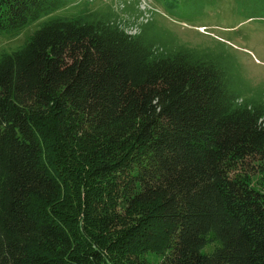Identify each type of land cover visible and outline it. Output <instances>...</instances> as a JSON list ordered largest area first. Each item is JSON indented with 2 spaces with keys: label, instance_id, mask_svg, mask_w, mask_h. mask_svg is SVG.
Returning <instances> with one entry per match:
<instances>
[{
  "label": "trees",
  "instance_id": "trees-1",
  "mask_svg": "<svg viewBox=\"0 0 264 264\" xmlns=\"http://www.w3.org/2000/svg\"><path fill=\"white\" fill-rule=\"evenodd\" d=\"M120 19L0 0V35L41 22L0 52V264H264V98L222 38Z\"/></svg>",
  "mask_w": 264,
  "mask_h": 264
},
{
  "label": "rangeland",
  "instance_id": "rangeland-1",
  "mask_svg": "<svg viewBox=\"0 0 264 264\" xmlns=\"http://www.w3.org/2000/svg\"><path fill=\"white\" fill-rule=\"evenodd\" d=\"M124 2L89 0L93 9L112 3L113 9L119 15ZM179 2L181 10L193 12L199 15L200 19L186 21L175 18L164 8L170 4L169 0H147L148 6L156 13L161 25L177 34L182 41L196 46L210 44L211 38L217 40L222 38L237 63L233 68L237 70L242 82V85L236 88L238 93L264 98V0H179ZM40 23L29 25L16 36L0 35V52L11 51L22 45L26 38L37 30ZM261 163L252 161L246 165L248 170L254 172L260 169ZM212 248L213 246H208L203 252L209 253Z\"/></svg>",
  "mask_w": 264,
  "mask_h": 264
},
{
  "label": "clouds",
  "instance_id": "clouds-1",
  "mask_svg": "<svg viewBox=\"0 0 264 264\" xmlns=\"http://www.w3.org/2000/svg\"><path fill=\"white\" fill-rule=\"evenodd\" d=\"M83 1L86 2V0H83ZM124 1H126V0H124ZM111 6H112V3H111ZM137 8H138L137 13H133V19L137 18V19H139V21L132 22V26L129 29H126L125 32L128 33L129 35H138L140 33V31H141V28H142V25H141L142 21L145 19V15H142V13H141L143 11V9L140 6H138V5H137ZM130 19H131V17L123 16L121 14V19H120L121 22H125V21L128 20V22L130 23Z\"/></svg>",
  "mask_w": 264,
  "mask_h": 264
}]
</instances>
